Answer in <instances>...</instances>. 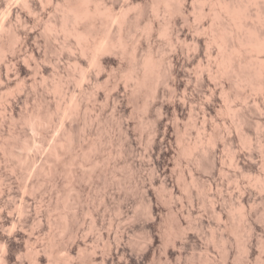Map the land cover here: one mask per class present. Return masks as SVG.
Masks as SVG:
<instances>
[{
	"label": "bare ground",
	"instance_id": "obj_1",
	"mask_svg": "<svg viewBox=\"0 0 264 264\" xmlns=\"http://www.w3.org/2000/svg\"><path fill=\"white\" fill-rule=\"evenodd\" d=\"M41 1L48 4L46 9H41L40 22H37L44 30L41 40L44 49L54 53L52 56L55 58L41 50L42 44L40 46L36 36L34 39V34L27 33L25 39L20 41L18 27L11 22L10 25L15 28L11 27L10 30V22L7 23L9 27L5 28L4 21H0V98L4 97V101H0V125L4 126L5 122L9 124L6 132L0 128L4 131L0 130V149L7 156L6 164L12 170L10 172H13L10 176L0 168V264H136L139 259H132L127 245L123 242L128 236L125 227L119 225L122 229L118 228L116 240L115 237L112 239L111 232L104 230V219L100 218L99 212L95 207L86 204L89 194L87 197L84 182L97 173L101 175L106 168L97 165L102 157V133L105 131L99 123L106 104L104 102L102 106L97 105L95 100L94 103L85 104L86 111L88 108L94 110V117L83 113V121L75 122L81 116L83 102L74 96V86H62L59 81L61 76L59 82L53 80L58 75L59 67L58 64L54 67L49 64L60 60L64 55L62 50H66V57L73 67L67 74L76 80L73 81L74 84L79 83L82 95L89 99L101 96L106 102L125 99L134 107L129 108L126 104L121 108L122 113L127 112L131 116L135 107L142 110L145 117L139 122L140 129L141 126L146 129L147 133L144 129L142 131L147 134L145 137L149 138L151 144L160 145L156 151L157 166L154 164L160 184H165L169 169L168 159L162 164L159 162L161 155L163 159L168 154L167 148L162 150L161 146L165 142L170 145L174 138L180 144V154L185 157L200 163L201 159H208L209 154L212 155L216 149H220L226 152L229 164L234 170L241 169L246 164L243 160L245 155L248 162L253 163L254 150L260 151L264 157L263 135L256 133L253 137L244 130V125L249 120L250 103L254 104V109L258 112L256 115L258 114L259 122L264 124V0H124V4L117 0ZM20 2L31 12L38 4L37 0ZM14 10L15 7H9L8 13L11 15ZM6 29L11 31L9 33L7 30L8 35L7 31L5 33ZM138 32L140 33L137 34ZM30 39L37 42H31ZM166 49L170 52L168 56L165 55L168 51L164 52ZM179 54L184 56L181 59L182 70L188 76L205 83L206 99L198 106L199 115V111L196 113L193 105L189 103L185 92L181 95L176 93L177 82L174 75ZM32 73H35L34 77ZM75 75L78 76L77 79ZM29 90L37 95L34 94L37 99L33 101L35 103L31 102L34 104L31 106ZM48 91L58 93L60 97L51 106L47 105L49 108L46 106L48 109H44V112L41 109L45 103L42 102L48 98ZM216 97L224 103L223 107L216 101ZM233 101L237 103L233 105ZM21 105L24 106L23 111ZM117 105L118 103H113L114 108ZM222 108L230 117L229 125L223 129L211 128L208 122ZM196 114L201 118V127L198 129V136L196 135L198 138L192 142L184 138L182 122L186 116L193 118ZM122 122L117 120L116 125L121 129L122 125L128 128L129 121ZM48 126L56 130L51 142L48 141L52 139V135L47 140ZM79 127L87 135L82 137ZM125 132L126 137L128 132ZM233 135L243 146L241 150L232 145ZM151 150L154 152L153 147ZM118 152L124 153L122 150H118L117 154ZM104 163L105 161L102 165ZM114 164L116 167L117 164ZM88 166L91 168L86 170ZM221 166L218 168L220 173L224 172ZM14 172L21 179L28 176L20 183L26 193L38 195L57 189L60 175L66 177L67 191L60 198H55L52 206L49 203L46 211L45 208L44 211L36 209L33 216L28 211L30 208L25 211L28 204L25 202L27 205H22L24 198L21 199V204H17L14 198L11 200L14 195L7 180L10 179L11 182ZM99 175L97 174L98 177ZM103 176L106 185L109 178L104 173ZM133 180L135 182V177ZM260 180L264 187V176ZM153 182L146 188L149 202L147 214L160 229L147 235L148 245L145 250L150 249V252H154L161 245L166 250L169 242L174 244L186 230L192 229L188 217L185 216L190 214L189 211L184 215L183 211L170 207L172 205L168 208L171 215L168 220L171 224L174 223V228L168 220H164L161 215L163 207L157 201ZM102 193V199L106 202L107 195ZM171 194L168 198H172ZM42 198L44 197L41 196V200ZM42 201L45 202L44 199ZM83 203L87 206L83 207ZM212 204L211 202L213 212L222 221L221 211L217 212ZM58 206L62 208H59L61 212L58 210L60 220L52 218L49 223L60 228L62 236L58 234V239L57 233L48 231L49 235L46 234L44 238L41 236L43 214L50 213L53 208L57 210ZM238 208L231 206V212H228L234 215L235 210L236 213L240 210ZM117 209L120 213L121 209ZM82 212L90 215V222L87 223L96 235L83 234L86 228L85 225L81 226L78 216H82ZM241 215V219L247 216L245 212ZM35 219L41 229L33 226ZM161 222L166 223L162 229ZM224 222L222 226L227 229L229 226ZM241 227V230L249 231L248 233L252 229L244 224ZM211 236L213 237V233ZM219 241L221 251L223 248L224 252L225 238L221 236ZM164 260L160 259L159 264H167Z\"/></svg>",
	"mask_w": 264,
	"mask_h": 264
},
{
	"label": "rangeland",
	"instance_id": "obj_2",
	"mask_svg": "<svg viewBox=\"0 0 264 264\" xmlns=\"http://www.w3.org/2000/svg\"><path fill=\"white\" fill-rule=\"evenodd\" d=\"M117 1H118V3H121V4H124V2H125L124 0H117ZM37 3H38L37 8L31 12L28 10V8L25 5H23L20 2V0H0V21L1 20L4 21L5 28L9 27V26L7 27L8 22H10V23H8V25H10L12 22V24L14 26H17L18 30H20L19 31L20 37H18L19 40L21 39L20 41H23L25 39L27 33L34 34V39L36 36V40H38V43H40V46H41V44L43 43L41 40V36H42L41 34H44L43 33L44 30L41 29L39 23H37V22H40L39 17H40L41 9H46L48 7V4L44 1H41V0H37ZM9 7H15V10L11 14L12 16L8 13ZM10 16H11V18H10ZM14 26L10 25L9 29L12 30L11 27H14ZM9 29H6L5 33L7 30L9 31ZM8 31L6 33L7 35L11 32V31H9V33H8ZM35 33H36V35H35ZM139 33L140 32H138L137 34H139ZM34 39H32V41L30 39V41L35 42L36 40L34 41ZM40 48L44 52L47 51L44 49L43 44ZM167 51H168V49H166V51H164V52L166 53ZM62 53L64 55L62 56V58L60 60H58L56 62V60L54 59L55 61H53L52 64H49V65L51 67H54V66H56V64H58V67L60 69L57 68L58 69V75H56V78L54 77L53 80L55 79L54 81L57 80V82L60 81L62 86H64V88H66L67 85H69V86L71 85L70 87L74 86L75 87L74 96L83 102L81 104V116H79L78 117L79 119L77 118V120L75 122H77L79 120L78 122L81 123L83 121V119H82L83 113H85L87 116L94 117V115H95L94 110L91 108L90 109L88 108L86 111L85 104H90V103H94V102L97 103V105H101V106H102V104H104V102L106 104L105 105L106 107H104V110L102 111L104 113H102L103 114L102 120L99 123L100 124L99 126H102L103 128H105V131L107 133L104 131L105 133L104 132L102 133L103 138L101 136L102 142H104V143H103V148L101 150L102 157L99 160V162L97 163V165H99L100 167L105 166L108 169L107 170L105 168V170L107 172L105 170L103 171V173L106 175V177L109 178L108 183H106V185H105V183L103 182L104 181L103 180L104 178H102V177H104L103 173L101 174L102 176L99 175V173H97L99 175V177L96 174V176L89 177L88 178V179H90L89 181H88V179H86V181L84 182V187H85L84 191L86 192L87 197L89 194V197L87 198L88 200H86V201H88V203H86V204L95 207L96 210L99 212L100 218L102 220L104 219L103 220L104 230L106 229L107 231L111 232L110 233L111 238L114 239L113 237H115L114 240H116V235H118V230L122 229V227L123 228L125 227L124 229L128 232V236H130V237L128 238V236H127L126 239H123V242L125 243V245H127V248L130 252V255L132 256V259L133 258H134V260L139 259V261L136 264H159L160 259L161 260L165 259L167 264H237V263L238 264H264V187H262V184H261L262 181L260 180L261 177L264 176V161H263L264 157L262 156L261 152L260 151L257 152V150L253 151V156H254L253 157V159H254L253 163H249L248 159H247L248 157L245 155L243 157V160L246 162L245 166L241 169L234 170L235 168L231 167V165L229 164L228 157H227L225 151H223L224 152L223 153L220 149H216L215 153H213L212 155L209 154L208 159H207V157H205L204 160L201 159V161L199 160L200 163H198L197 161L192 160V158L190 159V158L185 157V156L180 154V152H179L180 144L174 138L172 140V143H170V145L165 142L166 144L163 143V147L161 146L162 150L164 148H167L168 154L166 155V157H163L164 160L161 159L162 158V155H161L159 157L160 161L159 160L158 161L162 164V163L166 162L168 159L169 169L167 170L165 184H160L161 182H158V179L156 176V171H155L157 169L155 167V166H157V159H156L157 158V156H156L157 152L156 151H158V149H159L158 146H160V145L151 144V141H149V138H146L147 137L146 129H144V127L142 128V126L140 129L139 122L145 117L142 110L140 108L138 109V107L137 108L135 107L133 109V112L134 111L135 112L134 113L132 112V116H131L127 112L122 113L123 110L121 108L123 106H125L126 104L129 108L134 107L131 102L125 101V99H122L119 102H118V100L117 101H113V100L108 101L107 100V102H106V100L104 98H102L101 96H96V98L98 99L97 100L95 97H94L95 98L94 99L91 96L92 98L89 99V97L82 95V93L79 91L80 90L78 87L79 83L74 84V82H76V80H74L72 78L73 76L72 77L68 76L69 71L73 70V67L71 66L72 62L66 57V55H67L66 50L65 51L62 50ZM169 53L170 52L168 51L165 55L168 56ZM46 54L47 55L50 54V56H52L54 53L47 51ZM181 55L182 54H179V56H178L180 58H179V61L177 62L178 63L176 65L177 71L174 75V78L177 82L176 93L178 95H181L182 92L183 93L185 92L184 94H186L189 103H191L193 105L192 107L195 108V112L197 113L199 111V107L201 106L202 102H204V99H206V94H205L206 91H204V90H206L205 89V83L204 82L202 83L201 80H199V79L197 80L192 76H188V74L182 70L181 59H183L184 56L183 55L181 56ZM53 58H55V57H53ZM31 75H33L32 77H34L35 73H32ZM75 77H76L75 79H77L78 76L75 75ZM60 78H61V80H59ZM70 78H72V79H70ZM64 79H65V81H64ZM68 80H69V83H68ZM63 82H64V85H63ZM31 93L29 90V94H30L29 97L33 98V99L32 98L29 99V106L34 105L33 103H35V102H33V101L34 100L36 101V99H37V97H36L37 95L34 93L36 95L35 96L33 94V92H31ZM46 94H47L46 96H48V98H45V99L48 101L45 100L42 102V103H45V104H42L43 106L41 105L43 107V108L41 107L42 109L40 108L42 111L44 109H46L47 105L51 106V104L58 101L59 97H60V96H58L59 95L58 93H54L52 91L51 92L48 91V93H46ZM99 97H101V99ZM215 99L218 103H220L221 107H223L222 105L224 103H222V101L219 100L220 98L216 97ZM93 100H95V101L93 102ZM0 101L3 102L4 97L0 98ZM31 102H33V103L31 104ZM115 102H116V104L118 103L116 108L113 107V103L115 105ZM107 103L109 104V106ZM128 103H131L132 105L128 104ZM236 103H237V101L232 102L233 105H235ZM249 107L251 108L252 111L249 110V114H248L249 120H247L248 122L244 125V130L247 133H250V135L253 137L256 135V133L259 135L262 134L263 135L262 137L264 139V126H263L264 124L259 122L258 117H257L258 114L256 115V113H258V112L256 109H254L255 108L254 104L250 103ZM20 108L22 109L21 111L24 110L23 105H21ZM113 108L115 109V111ZM46 110H44V112ZM19 111H20V109L18 110V112ZM113 112H114V114H113ZM199 113H200V111L198 112V115H199ZM224 113H225V110L222 108V110L218 111V113H216V115L213 116V118L211 120L212 122L211 121L208 122V124L211 126V128L219 127L220 129H223L224 126L229 125L230 117L228 114H226V113L224 114ZM196 115H194L193 118H188L186 116L185 117L186 119L184 118L183 122H182V124H183L182 129H183V133H184V138H186V140H190L192 142L194 140H196V138H198L197 137L198 136V129L201 127V118H200V116H198V115L196 116ZM103 119H104V121H103ZM117 120H120V122H122V121L124 122L125 120H128L129 121L128 128H126V126H124V125H122V129L120 127H118L117 126L118 125ZM256 122L260 123L262 126L260 124H257ZM93 123L95 124L96 121H94ZM7 125L9 126V124L7 122H5L4 126L0 125V128L2 127V129L6 132L8 130ZM123 127H124V129H123ZM257 127H259V128H257ZM47 128L50 129V130L48 129L49 132H48L47 140L48 139L50 140L51 135H52V139L50 141H48V142H51L55 136L56 130H55V128H52V126H48ZM254 128H255V130H254ZM261 128L263 129L262 130L263 132L261 131ZM51 129L54 131L52 132ZM142 129L145 130L146 135L144 134V130L142 131ZM80 130H82V127L80 128ZM121 130H124V131L121 132ZM139 130H141V131H139ZM4 131H2V132H4ZM125 131L128 132L127 133L128 135L126 137H125V135H126ZM2 132H0V135ZM120 132L122 133V135ZM124 132H125V134H124ZM79 133H80V135H82V137H83V135L84 136L87 135V134H84L85 132L83 130L80 131ZM53 134H54V136H53ZM108 135H110L111 137ZM87 137H84V138H86V140H89V139H87ZM119 137H121V138H119ZM120 139H123L124 142L122 140L120 141ZM120 142L123 144H121ZM232 145L234 147H236L238 150L239 149L241 150L243 148V146L239 143L238 139L234 135H233ZM241 146H242V148H241ZM152 147H153L154 152H151ZM118 150L119 151L122 150L124 153L122 152L123 154H121V152L120 153L118 152V154H117ZM6 160H7V156H5V154H3L2 150L0 149V168H1L3 173L11 176V174H13V172H10L12 170H10L9 167L7 166ZM102 160H103V162L105 161L104 165H102L103 164ZM124 160H127L128 162L125 163ZM112 163L114 166L112 165ZM114 163L117 164L116 167H115ZM154 164H155V166H154ZM219 165H222L221 166L222 171H224V172L220 173L218 171ZM90 168L91 167L88 166V168L86 167V170H89ZM111 168H113V170ZM102 169H104V168H102ZM110 173H111V175H110ZM114 173H115V175H114ZM16 175L19 176V174L17 172H14V175H12V178L8 176L9 178L12 179L11 182H10V179L7 180L8 183H10L9 186L11 185L10 186L11 190H13L12 193L14 196L12 195L13 197H11V200L14 198V201L17 202V204H19L21 202V199L24 198V200H25L24 203L26 202L28 205L26 203L25 204L22 203V205H24V206L27 205V207L25 208V211L30 208L28 211H30L29 213L33 216L35 215V212L38 209L39 210L41 209V211L42 210L44 211V208H45V211H46V207L49 206V203L52 206L55 198H60V196H63L64 192L67 191V190H65V186H68V184H67L68 182L66 181V177L63 175H60V177H59L60 190L58 187L57 189L56 188L52 189V191L48 190V191H45L44 193H40V194L38 193V195L36 193L37 196L35 194L32 195V193H30V192H27V193L25 192V190L21 187L22 184H20L23 182L22 181L23 178L21 179V176H19L20 177L19 178ZM190 175L193 176L194 178L191 177ZM14 176H16V177H14ZM25 177H28V176H25ZM25 177L23 180L27 179ZM134 177H135V182L133 180ZM190 177L193 178V181H191ZM137 179H138V181H137ZM150 182L154 183L153 184L155 186L154 191L155 192L157 191L156 192L157 193L156 194L157 195V201L163 207V208L161 207L163 209L161 212L162 213L161 215L164 218V220L167 222V220L170 218L171 215H169V213H168V208L170 205H172L170 207H173V209H175L176 211H183L184 215L189 211L188 213H190V214L189 215L187 214L188 216L187 215H185V216L188 217L187 220L190 221L189 223L191 224V227H192V229L186 230V233L183 234L181 238L179 237L180 239L177 238L176 241L174 242V244H171L169 242L166 250H165V248L162 247L163 245H161V247L156 248V250L154 252H150V249L145 250V247L148 245L147 235L150 233L158 232V228H159V226H157V224H155V222H152L150 220L151 218L147 214V211H149L148 210L149 209V207H148L149 202L146 198L147 197V195H146L147 189L146 188H147V186H149ZM46 183H48V182H46ZM104 185H105V187H104ZM250 186H252V187L250 188ZM104 188H106V189H104ZM66 189H67V187H66ZM56 191L58 194L56 193ZM102 192L106 193V195H107L106 202L108 204L106 202H104V200L102 199L103 198ZM170 194H171L172 198H168ZM41 196L44 197V198H42V200L44 199L45 202L41 200ZM188 196L190 197V199ZM168 201H170L171 203H169ZM211 202L213 203L212 206L215 207L217 212L221 211V214L223 217L222 221H219L218 217L216 215V212H213L212 207L210 206ZM47 203H48V205H47ZM82 205H83V207L87 206L84 203ZM82 205H80V206L82 207ZM230 205L233 207H237V208L240 207V208H238V209H240L238 211L240 214L238 215V212L236 213L237 210H235L234 215H231L228 212V210L231 212V210H230L231 206ZM81 207H80V210L78 209L79 211H81ZM59 208H61V207L58 206L57 210L53 208L50 210V213H48V214L44 213L43 214L44 216L46 214L47 218H48V219H46V216H45V218H43L44 216L42 217L43 225L41 228H43V229H41L38 226V220L35 219L33 226L35 228H40L42 230L41 231L42 237L46 238V236L49 235V232L51 233V231L57 233L56 238L60 237V235H61V233H60L61 231L59 230L60 228H58L57 226L53 227L54 225H50V223H49L53 219L54 220L57 219V221H58V219L60 220V218H59L60 213L59 212L62 211L61 210L62 208L61 209H59ZM117 208L121 209L119 211L120 213H118ZM104 209H106V210H104ZM58 210H59V212H58ZM54 212H55V214H53ZM242 212H245V215H247V216L246 217L244 216V218L242 217V219H241L240 215ZM79 213L81 214V212H79ZM80 214H78V216L80 217V220H79V217L77 219L79 220V223L81 222V226L85 225L84 228H86L84 230L83 234L84 235L85 234H89V235L95 234V231L92 230L91 228H89V225L87 223V222H90L89 221L90 215L88 216V213H85V212H82V216ZM145 214L148 216H146ZM131 215H135V216H131ZM133 217H135V218H133ZM239 217H240V219H239ZM243 219L245 221H243ZM40 221H41V219H40ZM224 221L229 226V227H227V229L222 226V223ZM168 222L171 224L170 220H168ZM164 223L165 222H161V224H160L161 229L163 228V226L166 225V223H165V225H164ZM169 223H168V225H170ZM246 223H249L247 225L252 228V229L250 228L251 230L249 229L250 233H248L249 231L244 232L245 230H241V228H242L241 226L243 224L247 227ZM172 224H174V223L172 222ZM172 224H171V226H172ZM119 225L122 227H120ZM194 226L197 228H195ZM172 228H174V226H172ZM211 233H213V237L211 236ZM58 234H60V235L58 236ZM245 235H246V237H245ZM221 236H223L225 238V241H226L225 242L226 253H225V250L223 252V248L221 251L222 246L220 244L221 242L219 241ZM117 238H118V236H117ZM130 239H131V241H130ZM114 240H112V241H114ZM129 241H130V243H129ZM96 251H99V250H96ZM60 256H61V254H60ZM225 258H226V260H225Z\"/></svg>",
	"mask_w": 264,
	"mask_h": 264
}]
</instances>
